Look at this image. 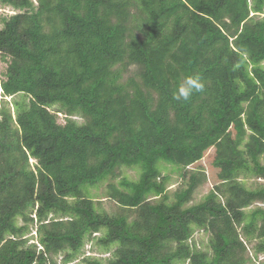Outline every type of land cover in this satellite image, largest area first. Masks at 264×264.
Returning a JSON list of instances; mask_svg holds the SVG:
<instances>
[{
    "label": "trees",
    "instance_id": "trees-1",
    "mask_svg": "<svg viewBox=\"0 0 264 264\" xmlns=\"http://www.w3.org/2000/svg\"><path fill=\"white\" fill-rule=\"evenodd\" d=\"M0 7L14 12L0 14V264H248L249 246L264 255V208L248 210L264 203V0ZM193 77L203 90L177 100ZM212 148L219 182L191 205L205 181L191 168ZM164 165L183 179L173 194ZM124 168L138 180L118 179ZM106 184L114 213L92 194ZM197 231L209 235L205 250ZM90 242L109 256H85Z\"/></svg>",
    "mask_w": 264,
    "mask_h": 264
},
{
    "label": "rangeland",
    "instance_id": "rangeland-1",
    "mask_svg": "<svg viewBox=\"0 0 264 264\" xmlns=\"http://www.w3.org/2000/svg\"><path fill=\"white\" fill-rule=\"evenodd\" d=\"M34 2L37 4V0H34ZM0 14L1 15H12L14 12L9 9H1L0 7ZM264 65V63H263ZM6 70V64L0 62V74L3 73ZM125 76H129V74H125ZM2 91L0 90V109H1V104L5 101L2 96ZM18 98V96L16 97ZM12 98L6 99V101H11ZM11 102H8L7 108L13 110V106L10 104ZM15 117V115H14ZM59 122L61 124H64L66 122L65 115L59 114ZM77 120L82 123L84 120L77 118ZM1 115H0V122H1ZM215 156V149L212 148L208 152H206L204 159L199 162L197 165H195L191 170L194 169H201V172L203 175H205V181L199 186L197 191L194 194L193 202L191 205L201 202L203 198L213 189V187L218 184V174L219 170L216 169L213 166V158ZM36 163L35 160H31L32 166H34ZM164 162H161L159 165L161 166ZM162 174L164 176L168 175L170 180L168 183V191L169 193L173 194L183 183V179L179 177V172L176 170L171 165H164L161 168ZM117 175L118 179H121L122 177H127L131 180H138L140 177V172L138 169H131V168H124V169H118L117 170ZM255 180L251 179L248 181V184L251 185ZM258 181V180H257ZM261 182H264L262 180H259ZM106 188L107 184L102 186L100 190H93L92 194L97 202H101L102 208L108 211L109 213H114L117 210V205L115 204V200H109L106 196ZM257 207H263L264 208V203H257L253 205L251 208L248 210H253L256 209ZM19 223H22V220H19ZM36 233L34 232V235ZM100 236V235H99ZM98 237V236H97ZM193 242H195L200 248L203 250L207 249L208 247V242H209V235L202 232V231H197L195 235L193 236L192 239ZM249 251L247 256L251 258V261L248 264H262L264 261V255H260L259 258L254 259L255 253L252 250V247L249 246ZM85 256H92V257H108L109 255H102L100 252H98L97 247L94 242H90L87 244L85 248ZM74 264H82L80 262H76Z\"/></svg>",
    "mask_w": 264,
    "mask_h": 264
},
{
    "label": "clouds",
    "instance_id": "clouds-1",
    "mask_svg": "<svg viewBox=\"0 0 264 264\" xmlns=\"http://www.w3.org/2000/svg\"><path fill=\"white\" fill-rule=\"evenodd\" d=\"M202 90L203 85L199 82L198 78H186L185 82L178 89L175 98L177 100L188 101L194 92Z\"/></svg>",
    "mask_w": 264,
    "mask_h": 264
}]
</instances>
